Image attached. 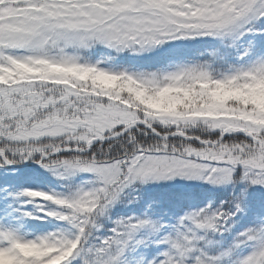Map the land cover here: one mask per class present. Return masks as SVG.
I'll use <instances>...</instances> for the list:
<instances>
[{
  "label": "snow or ice",
  "instance_id": "snow-or-ice-1",
  "mask_svg": "<svg viewBox=\"0 0 264 264\" xmlns=\"http://www.w3.org/2000/svg\"><path fill=\"white\" fill-rule=\"evenodd\" d=\"M0 264H264V0H0Z\"/></svg>",
  "mask_w": 264,
  "mask_h": 264
}]
</instances>
